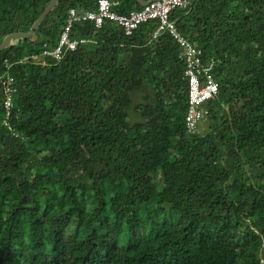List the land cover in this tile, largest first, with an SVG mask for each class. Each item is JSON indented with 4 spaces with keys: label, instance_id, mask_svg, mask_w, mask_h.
<instances>
[{
    "label": "trees",
    "instance_id": "obj_1",
    "mask_svg": "<svg viewBox=\"0 0 264 264\" xmlns=\"http://www.w3.org/2000/svg\"><path fill=\"white\" fill-rule=\"evenodd\" d=\"M50 0H0V43ZM115 11L142 6L118 0ZM148 1V0H145ZM57 0L0 51V264H264V0H192L170 20L213 59L207 124L186 126L183 50ZM13 77L11 108L2 81ZM136 99L138 101H136Z\"/></svg>",
    "mask_w": 264,
    "mask_h": 264
},
{
    "label": "built area",
    "instance_id": "obj_2",
    "mask_svg": "<svg viewBox=\"0 0 264 264\" xmlns=\"http://www.w3.org/2000/svg\"><path fill=\"white\" fill-rule=\"evenodd\" d=\"M119 4L118 0H96L95 9L77 10L69 8L63 29L60 33L58 43L55 47L44 48L41 55H35V59L45 63L43 56L50 55L59 60L64 49H75L80 42L85 39L70 38V30L75 21H92L96 27H100L104 19H110L120 25L126 35L141 23L152 19L158 20V26L153 32V37L159 33L168 32L180 45L183 50V58L186 62L184 75L188 79V109L185 117L188 130H194L197 124L205 118L207 110L202 104L209 98L216 96L218 85L211 74L213 59L207 65L200 60L201 50L195 48L178 30L175 22L170 20V12L175 8H187L192 4V0H149L138 10H133L129 14H120L115 11ZM4 107L9 112L12 105L13 77L8 76L2 81Z\"/></svg>",
    "mask_w": 264,
    "mask_h": 264
},
{
    "label": "water",
    "instance_id": "obj_3",
    "mask_svg": "<svg viewBox=\"0 0 264 264\" xmlns=\"http://www.w3.org/2000/svg\"><path fill=\"white\" fill-rule=\"evenodd\" d=\"M57 0H50L49 3L45 6V8L43 9V11L40 13V15L37 17V19H35V21L33 22V24L31 25V27L27 30V31H15L12 33H9L8 35H6L3 40L0 43V51H2L4 48H6L9 43L16 37H20V38H26V37H30L33 36L35 34V30L39 27V25L41 24V22L43 21V19L45 18V16L47 15V13L51 10V8L54 6V4L56 3ZM138 3L143 6L145 5L148 1L145 0H137Z\"/></svg>",
    "mask_w": 264,
    "mask_h": 264
},
{
    "label": "rangeland",
    "instance_id": "obj_4",
    "mask_svg": "<svg viewBox=\"0 0 264 264\" xmlns=\"http://www.w3.org/2000/svg\"><path fill=\"white\" fill-rule=\"evenodd\" d=\"M138 100H139V99H138ZM138 100L136 99V101H138ZM200 123H201V126L199 127V130H200L201 128L203 129V128H206V127H207V124L205 123L204 120H201ZM200 123H199V124H200Z\"/></svg>",
    "mask_w": 264,
    "mask_h": 264
},
{
    "label": "clouds",
    "instance_id": "obj_5",
    "mask_svg": "<svg viewBox=\"0 0 264 264\" xmlns=\"http://www.w3.org/2000/svg\"><path fill=\"white\" fill-rule=\"evenodd\" d=\"M144 6V5H143Z\"/></svg>",
    "mask_w": 264,
    "mask_h": 264
}]
</instances>
